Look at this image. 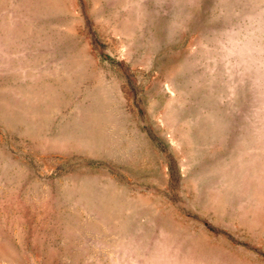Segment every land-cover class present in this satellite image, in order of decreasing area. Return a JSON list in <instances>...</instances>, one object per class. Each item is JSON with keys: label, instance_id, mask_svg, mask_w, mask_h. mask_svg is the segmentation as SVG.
<instances>
[{"label": "rangeland", "instance_id": "rangeland-1", "mask_svg": "<svg viewBox=\"0 0 264 264\" xmlns=\"http://www.w3.org/2000/svg\"><path fill=\"white\" fill-rule=\"evenodd\" d=\"M0 264H264V0H0Z\"/></svg>", "mask_w": 264, "mask_h": 264}]
</instances>
